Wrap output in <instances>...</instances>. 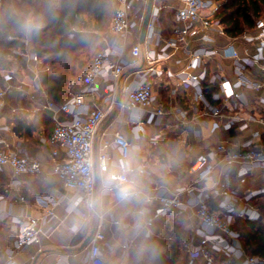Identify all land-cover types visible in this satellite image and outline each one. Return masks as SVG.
<instances>
[{
    "label": "crops",
    "instance_id": "obj_1",
    "mask_svg": "<svg viewBox=\"0 0 264 264\" xmlns=\"http://www.w3.org/2000/svg\"><path fill=\"white\" fill-rule=\"evenodd\" d=\"M0 1V11L3 7L13 9L14 4L20 3V0ZM147 1L133 0L132 17H144ZM208 1L220 3L216 0H202L205 3ZM54 2L59 9L61 1ZM111 2L114 3V0ZM152 6L153 11L157 12L156 17H153V11L150 15L156 26V37L149 46L154 62L149 64L141 58L136 65L128 67L115 92L116 98L119 99L120 84L127 85L146 80L152 83L153 102L151 109L145 111L143 136L137 138L133 135L132 114L127 110L115 108L101 123L94 140L95 158L103 140L110 139L116 132H121L127 137L133 145L135 159L140 166H145V173L138 177L139 197L122 202L115 193L102 195L101 181L104 176L96 170L95 210L103 209L106 219L99 222L95 213L90 212L87 219L83 220L80 217V210L67 212L70 194L66 193L63 199L60 198L58 194L61 188L49 177L51 161L46 140L53 127L51 113L45 110L35 111L34 108L41 105L37 98L30 101L13 90L0 107V138L6 139L20 153L37 158L44 173L40 177H13L7 167L0 169V189L1 185L9 189L8 194H2L0 191V264H3L4 249L9 246L16 233L18 215L25 213L38 218L46 208H51L54 201L57 204L54 208L57 219L49 222L53 227L52 231L42 239L40 245L27 247L18 253L15 257L17 264H90L87 256L90 241L83 251L77 249L92 231L95 233L98 223H102L101 231L106 238L102 246L103 264H150L157 253L165 255L168 253L166 243L174 241L172 230L175 226L179 227L184 235L195 239L199 225L192 212L184 209L171 224L163 225L159 222L149 237H142L138 234L140 218L136 210L142 204L143 198L159 189L167 195L180 192V199L185 204L204 186L198 184L195 176L188 172L189 166L198 154L220 144L234 150L264 145V88L257 92L250 87L251 83L264 78V47H257V43L260 40L264 41V38L255 39L253 42H246L240 38L245 32L255 34L256 26L244 30L235 38L227 36L222 25L221 32L215 28H199L188 36L184 44L166 51L164 59H161L159 48L172 38L175 28L182 26L174 15L184 4L182 0H153ZM202 13L206 14V10ZM141 24L142 22L135 24L132 35L127 37L124 50L127 60L132 44L139 43ZM109 27L110 18L103 32L94 33L97 49L105 40L109 41L112 38ZM75 32L81 31L74 28L67 37L72 38ZM141 45L142 48L145 47L144 42ZM229 47L238 53L241 60L250 61L257 58L258 60L254 63L250 61L247 67H242L234 59L223 55V50ZM203 49L215 53L196 62L192 71L193 74L204 75L199 87L202 98L199 99L198 87L183 85L180 81V72L192 59V54ZM30 50L36 52L32 43ZM40 59L43 62V59ZM44 67L48 71L47 65ZM24 68L27 72L20 73L17 68L11 70L17 72L18 80L29 85L28 92H32L30 84L34 82L33 74ZM39 78L37 82L44 90ZM220 83L225 84V91L230 87L239 94V97L225 98ZM215 107L222 110L217 118L211 116V111ZM155 109H161L164 113L159 125H155L153 119L150 120L149 114ZM214 123L218 126L214 127ZM228 123L230 127L224 129L223 126ZM110 153L114 158L119 157L116 148H112ZM109 171L114 172L111 165ZM230 174L228 168L219 165L213 174V181L221 182ZM230 178L233 180L232 176ZM213 181L206 183V186L209 187ZM262 187L264 168L256 166L245 185L231 184L230 197L220 195L218 188H206L203 194L211 210L230 216L233 228L237 220H245L237 216V211L247 206L257 213L258 218L255 220H262L259 203L257 205L255 203L257 199H264L261 196L264 192ZM188 190H193L192 194H189ZM252 191L256 193L255 196L249 203H245L243 197ZM19 196H23L24 201L21 202ZM110 220H117L119 224L111 225ZM261 222L264 224V221ZM133 238H136V248L125 252L122 244ZM72 239L77 241L74 246L69 245ZM232 251L230 256L223 258L229 263L244 264L241 247ZM32 255L35 256V260L31 263ZM181 262L184 263L182 259Z\"/></svg>",
    "mask_w": 264,
    "mask_h": 264
},
{
    "label": "built area",
    "instance_id": "obj_2",
    "mask_svg": "<svg viewBox=\"0 0 264 264\" xmlns=\"http://www.w3.org/2000/svg\"><path fill=\"white\" fill-rule=\"evenodd\" d=\"M62 1V0H59ZM184 6L175 12V19L182 24L174 29L172 38L159 48V57L164 59L166 51L175 49L178 45L186 42L188 36L199 28H215L222 31L221 24L216 19L220 8L218 2H202V0H182ZM133 0H114L113 12L110 19V34L112 38L104 41L90 63L83 67L81 71L69 79L66 84V99L63 102H56L51 99L39 86L37 80L41 73L46 72L42 60L36 52L30 50L31 37L26 33L22 40L23 49L18 50V55L24 61L25 67L33 74L34 82L30 84L33 89L28 92L29 85L18 80L15 70L0 69V107L11 91H18L19 95L34 101L36 98L41 105L35 107V111H48L51 113L53 127L50 136L46 140L48 156L51 161L50 180L59 185L61 192L58 196L65 197L69 193L67 212L80 210V217L86 220L90 212H94L98 221L106 219L103 209L95 210V205L90 207L94 201L96 192V170L102 175H110L109 171L113 161L127 156L133 145L127 137L116 132L110 139L103 140L99 153L94 158V140L104 119L115 109L127 110L132 116L131 131L134 136H143V124L145 122V111L151 109L153 102L152 83L148 80L119 85V99L115 92L118 88L119 80L123 77L128 67L134 66L142 58L149 64L154 61L149 46L156 37L155 23L150 19L147 24V31L144 39V48L135 42L129 52V59L125 58L124 50L127 37L132 35L135 24L142 22L143 17H132ZM206 10V14L202 11ZM153 11V17H156ZM246 42H253L255 39L264 38V17L256 23L255 34L245 32L240 36ZM11 39V38H9ZM257 47H264V41L260 40ZM258 48V49H260ZM215 52L209 50H199L192 54V59L180 72V81L183 85L197 86L198 98H202L200 82L204 78L203 74H193L196 62L204 57L211 56ZM223 55L234 59L242 67H247L256 62L257 59L241 60L238 53L229 47L223 50ZM262 59V58H261ZM151 70V68H150ZM239 80V79H238ZM240 81V80H239ZM225 98H238L230 87L224 90ZM220 85V86H221ZM254 91L264 88V78L258 82L250 84ZM147 113V112H146ZM222 113L220 107H215L211 111L212 117H219ZM161 109L150 112V120L153 119L155 125L161 123L163 117ZM218 124L214 123V127ZM228 129L230 124L223 126ZM4 129V128H3ZM6 129V128H5ZM116 148L119 157L114 158L110 150ZM225 166L231 171L230 176L226 175L224 180L213 181V174L217 166ZM256 166L264 168V145L244 147L243 149H227L223 144L217 145L206 152L198 154L188 172L195 176L198 184L204 185L185 204L180 199V192L167 195L157 189L143 198L142 204L137 208L136 214L140 218L138 222V234L142 237H149L156 224H171L177 216H180L184 209L192 212L198 222L196 229L197 237L189 241H184L180 245V256L182 261L191 263L200 260L201 264H230L223 256H230L233 249L240 248L239 236L232 228L229 215H223L211 210L207 205V198L203 194L206 188L220 191V195L230 197L231 184L245 185ZM7 167L13 177L28 176L40 177L43 169L37 158L20 153L12 147L6 139L0 138V169ZM145 173V166H140ZM139 175V176H140ZM213 181L207 187L206 183ZM2 194H8L9 189L1 185ZM193 190H188L192 194ZM114 193V192H110ZM255 192H247L243 197L245 203H249L255 196ZM63 199V198H62ZM19 200L24 201L23 196ZM55 201L51 208H46L38 218L31 217L25 213L18 215L16 223V233L10 241L8 247L3 251V264H17L15 257L23 249L41 244L44 237L52 231L50 220L57 219L54 208ZM237 216L243 219L255 220L257 213L251 208H243L237 211ZM111 225H118L119 221L110 220ZM102 223H98L95 233L90 240L87 252L90 264H103L102 246L106 240L101 231ZM137 234V235H138ZM136 238L127 240L122 244V249L126 252L136 248ZM35 256L30 257V262H34ZM244 264H264V260L244 254Z\"/></svg>",
    "mask_w": 264,
    "mask_h": 264
},
{
    "label": "trees",
    "instance_id": "obj_3",
    "mask_svg": "<svg viewBox=\"0 0 264 264\" xmlns=\"http://www.w3.org/2000/svg\"><path fill=\"white\" fill-rule=\"evenodd\" d=\"M42 1L20 0L19 4H14L13 9H1L0 69L25 67L17 53L23 49L22 40L26 35L22 22L28 16L37 17L42 27L38 32L30 34L31 43L38 57L48 67V71L40 76L39 82L47 95L60 103L66 98L67 81L83 68L78 55L71 59L68 57L69 53L84 49L89 44H96L94 33L106 29L111 6L105 0H62L57 9L55 2ZM216 1L220 2L216 19L223 26L224 33L231 38L241 35L246 29L254 28L264 17V0ZM74 28L81 32H75L72 38H68L67 35ZM77 70L79 72L74 74ZM261 196L264 198V192ZM259 207L264 209V201L259 203ZM235 225L233 230L239 236L243 253L264 260V224L258 220L245 219L237 220ZM172 236L174 241L166 243L168 253H157L150 264H201L200 260L181 262L180 245L191 238L176 226L172 230Z\"/></svg>",
    "mask_w": 264,
    "mask_h": 264
},
{
    "label": "clouds",
    "instance_id": "obj_4",
    "mask_svg": "<svg viewBox=\"0 0 264 264\" xmlns=\"http://www.w3.org/2000/svg\"><path fill=\"white\" fill-rule=\"evenodd\" d=\"M42 27L41 21L37 17L28 16L22 22V28L26 33L38 32ZM134 150H129L127 156L113 161L111 167L114 173L105 175L101 181V194L107 195L114 192L122 202L136 199L140 195L138 177L142 171L138 161L133 155ZM96 201L90 203L94 206Z\"/></svg>",
    "mask_w": 264,
    "mask_h": 264
},
{
    "label": "rangeland",
    "instance_id": "obj_5",
    "mask_svg": "<svg viewBox=\"0 0 264 264\" xmlns=\"http://www.w3.org/2000/svg\"><path fill=\"white\" fill-rule=\"evenodd\" d=\"M43 1H46V0H43ZM42 1V2H43ZM50 1H52V2H54V0H50ZM105 1H107V2H109L110 3V5H111V3H113V2H111V0H105ZM0 6H1V1H0ZM112 6V5H111ZM112 12H113V6L110 8V19H111V15H112ZM96 50H97V46L94 44V43H92V44H89L88 46H86L84 49L82 48V49H78V50H75V51H73V52H71V53H69V58H75L77 55H78V57H79V61H80V63H82L83 64V66L84 65H87L89 62H90V60L92 59V57L94 56V54H95V52H96ZM80 54V55H79ZM78 61V62H79ZM13 63H15V62H13ZM13 66H16V65H14L13 64ZM18 71L20 72V73H23V72H27V70L25 69V68H19L18 69ZM18 72V73H19ZM79 71L77 70V71H75V73L74 74H76V73H78ZM262 188H264V187H262ZM262 201H264V199H257V202H255L256 203V205H257V203H260V202H262ZM260 213H261V215H262V220L261 221H264V209H260ZM241 223V222H240ZM235 226L236 225H234L233 226V228H235ZM235 231V230H234ZM236 232V231H235ZM237 233V232H236ZM230 264H233V263H230Z\"/></svg>",
    "mask_w": 264,
    "mask_h": 264
},
{
    "label": "water",
    "instance_id": "obj_6",
    "mask_svg": "<svg viewBox=\"0 0 264 264\" xmlns=\"http://www.w3.org/2000/svg\"><path fill=\"white\" fill-rule=\"evenodd\" d=\"M152 2L153 0H148L147 1V6H146V11H145V14H144V17H143V20H142V24H141V27H140V32H139V43L140 44H143L144 42V39H145V35H146V31H147V24H148V21L150 19V15L153 11V6H152ZM93 233L94 231H92L84 240L83 242L80 244V246L78 247L77 251H83L89 241L91 240L92 236H93ZM77 241H75V239H72L69 243L70 246H74L76 244Z\"/></svg>",
    "mask_w": 264,
    "mask_h": 264
}]
</instances>
